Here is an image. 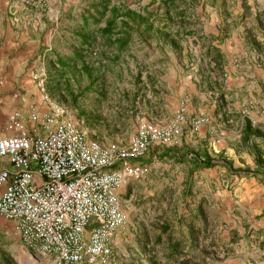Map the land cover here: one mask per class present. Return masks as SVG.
Here are the masks:
<instances>
[{
    "label": "rangeland",
    "instance_id": "1",
    "mask_svg": "<svg viewBox=\"0 0 264 264\" xmlns=\"http://www.w3.org/2000/svg\"><path fill=\"white\" fill-rule=\"evenodd\" d=\"M6 1L0 136L11 133L5 123L12 113L26 122L31 107L43 112L50 104L105 145H127L142 121L169 124L181 107L208 117L205 127L215 126L217 138L226 136L228 149L215 150L195 142L204 126L183 127L177 145L145 154L147 172L119 192L127 222L112 238L111 264H264V227H251L264 210L252 219L245 203L230 205L238 200L234 179L250 175L244 159L264 150V77L247 90L237 84L244 72L264 71L263 0H173L167 12L166 0ZM112 7L118 16L103 35ZM250 7L259 9L257 19H250ZM128 11L155 14L135 26ZM126 33L122 46L117 40ZM3 38L16 44L2 46ZM252 111L256 117H248ZM194 154L213 165L201 167ZM175 242L181 246L173 250ZM46 262L0 221V264Z\"/></svg>",
    "mask_w": 264,
    "mask_h": 264
},
{
    "label": "built area",
    "instance_id": "2",
    "mask_svg": "<svg viewBox=\"0 0 264 264\" xmlns=\"http://www.w3.org/2000/svg\"><path fill=\"white\" fill-rule=\"evenodd\" d=\"M24 120L12 113L11 133L0 136V221L47 264H111L112 238L127 222L119 192L147 172L142 158L210 122L181 107L169 124L142 121L127 145H105L57 104L31 107Z\"/></svg>",
    "mask_w": 264,
    "mask_h": 264
},
{
    "label": "crops",
    "instance_id": "3",
    "mask_svg": "<svg viewBox=\"0 0 264 264\" xmlns=\"http://www.w3.org/2000/svg\"><path fill=\"white\" fill-rule=\"evenodd\" d=\"M3 2L5 4H7V1L5 2V0H0V11L2 10L1 7H3ZM249 4H253V1H249ZM264 3V0H263ZM259 9H255L253 7H250V19L254 20L257 19V17L259 16L260 12L257 11ZM202 19V17H201ZM217 17L214 18L213 16V22L216 23ZM3 24L2 21L0 19V36L3 33ZM244 29V28H242ZM7 33L8 34H12L11 29H7ZM3 42L1 43L2 46H11V45H15V42L9 41V43L7 44L5 39L3 38L2 40ZM221 52H223V50H220ZM244 75L239 76L237 84L241 85L245 88V90H247L249 88V84H253L256 83V81L258 80L259 76L262 75V77H264V71L260 70V72L248 75L246 74V72L243 73ZM252 76V79L254 80H250L249 77ZM233 81V78L228 77L227 78V83L231 84ZM17 106V103H13V107ZM255 111H252L250 113H248V117L250 116H255L256 117V113H254ZM243 125L241 124V127ZM264 126V124H263ZM206 127L204 126V128H202L200 130V133H198V140L196 139L195 142H200V146L202 147L203 144L207 145V143L210 145H212L215 150L217 148H222L228 149V142L225 140L226 136L223 139L217 138V134H215L214 129H216V127L214 126H210L209 129H206ZM256 132L258 131L257 129H255ZM254 130V131H255ZM205 131L207 132V134H205ZM213 135H212V134ZM264 135V133H262ZM203 136V139H201V137ZM261 137V136H260ZM257 142V141H255ZM264 144V139L262 138L261 141ZM262 155H261V159L264 162V150L261 151ZM251 154V156L248 154L247 158L244 159V162L241 164V166H244L250 171V175L249 176H241L239 178H235L234 179V191L233 193L238 197L237 201H231L230 205H232L231 207H234L235 204H238L239 206H243L245 203L249 208H247V211L250 212V215L252 216V219H254L253 216H255L256 214H259L260 212H262L264 210V173H257V166L255 164V153L254 152H249ZM1 164V162H0ZM244 164V165H243ZM242 210H246L245 207L242 208ZM263 220V221H262ZM256 221V220H255ZM253 226L254 231L258 228L264 227V218L258 222L256 221L255 223L251 224V227ZM46 259V263H48V257H45Z\"/></svg>",
    "mask_w": 264,
    "mask_h": 264
},
{
    "label": "trees",
    "instance_id": "4",
    "mask_svg": "<svg viewBox=\"0 0 264 264\" xmlns=\"http://www.w3.org/2000/svg\"><path fill=\"white\" fill-rule=\"evenodd\" d=\"M173 2V0H166V1H163L162 3H164L166 6V9L165 11L167 12L168 11V4ZM103 10H106V6L103 7ZM111 12L113 13V17L111 19H108L105 23V26L104 27H101L99 28V31L103 34V35H107L110 33L111 31V28L115 25V22H116V18H117V9L115 7H112L111 8ZM100 16L102 17L103 16V13L102 11L99 13ZM129 15H131V20L132 22L135 24V26H142L144 24H147V20L149 19L150 16L154 15L155 13H151V12H148L147 15L145 17H143L141 14H138L136 12H133V11H128ZM120 16H123V15H120ZM123 25H126V23H123ZM150 26L148 25V28ZM129 37L130 35L128 33H126V35L124 37H122V39L120 40H117V42H120V45L124 46L126 44V42L129 40ZM245 125L243 127L244 129V132L247 133V137L249 138V133L251 132L252 129V126H251V123L248 119L245 120ZM257 134V133H255ZM194 159H196L199 163V165L201 167H210L213 165L212 163V160L209 158V156L205 155V157H203V159H201V157H199L197 154L195 155L194 154ZM255 164L257 166V173H264V162L263 160L261 159V157H259L258 155L255 157ZM186 241H184L185 243ZM177 246H181L179 242H175L174 244H172V248L173 250H176L177 249ZM183 247V245H182Z\"/></svg>",
    "mask_w": 264,
    "mask_h": 264
}]
</instances>
